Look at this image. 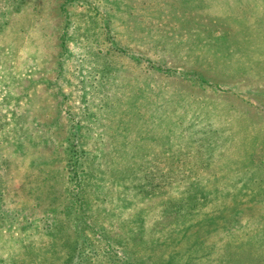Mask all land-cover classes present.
<instances>
[{"label":"rangeland","instance_id":"374dc122","mask_svg":"<svg viewBox=\"0 0 264 264\" xmlns=\"http://www.w3.org/2000/svg\"><path fill=\"white\" fill-rule=\"evenodd\" d=\"M0 264H264V0H0Z\"/></svg>","mask_w":264,"mask_h":264}]
</instances>
